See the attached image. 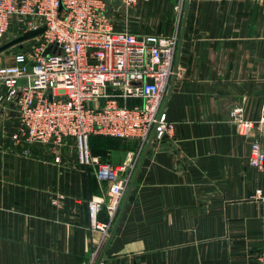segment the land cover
Listing matches in <instances>:
<instances>
[{"label":"crops","instance_id":"0c3cea01","mask_svg":"<svg viewBox=\"0 0 264 264\" xmlns=\"http://www.w3.org/2000/svg\"><path fill=\"white\" fill-rule=\"evenodd\" d=\"M113 18L115 30L138 37L177 34L163 100L173 132L142 147L90 136L94 159L132 167L95 264H256L264 251V166L248 158L254 140L264 151V127L245 138L229 118L234 106L250 121L260 115L264 0H137ZM16 35L10 30L0 46ZM21 49L0 52V65ZM17 121L14 100L3 101L0 264H89L101 236L89 228L87 204L99 203L97 218L107 223L110 183L96 178L95 164L78 165L71 140L59 163L49 146L21 155L8 139ZM57 195L64 199L53 205Z\"/></svg>","mask_w":264,"mask_h":264},{"label":"built area","instance_id":"2783aa9c","mask_svg":"<svg viewBox=\"0 0 264 264\" xmlns=\"http://www.w3.org/2000/svg\"><path fill=\"white\" fill-rule=\"evenodd\" d=\"M137 0H0V38L10 30L21 35L45 27L34 44L0 65V104L15 102L18 121L8 139L28 157L33 145L49 146L53 161L73 141L75 159L85 168L95 164L96 178L110 183L104 205L108 222L97 218L101 205L87 204L89 228L101 241L89 255L95 264L103 241L131 177L132 167L111 166L90 154L89 138L102 135L136 139L140 147L161 141L173 132L163 100L175 75L174 53L178 36L148 34L138 37L113 28V16ZM175 10L180 12V7ZM30 41V40H28ZM129 99L141 104L127 105ZM229 122L236 133L250 138L264 127V99L256 122L234 106ZM248 163L264 166V151L257 141L249 150ZM64 199L57 195L51 203ZM256 264H264V251Z\"/></svg>","mask_w":264,"mask_h":264},{"label":"water","instance_id":"95a60500","mask_svg":"<svg viewBox=\"0 0 264 264\" xmlns=\"http://www.w3.org/2000/svg\"><path fill=\"white\" fill-rule=\"evenodd\" d=\"M43 31H45V27H40V28H37L35 30H30V31H27L17 37H15L14 39H12L11 41L3 44L0 46V52L12 47V46H20V44L28 41V40H31L35 37H37L38 35H40Z\"/></svg>","mask_w":264,"mask_h":264},{"label":"rangeland","instance_id":"374dc122","mask_svg":"<svg viewBox=\"0 0 264 264\" xmlns=\"http://www.w3.org/2000/svg\"><path fill=\"white\" fill-rule=\"evenodd\" d=\"M114 19V18H113ZM113 21V20H112ZM17 34V33H16ZM16 36H19V34L18 35H16ZM38 39H36L35 41L34 40H30V41H26V42H24V43H22V44H20V46L22 47V49H27L28 47H30V46H32L33 44H34V42H36ZM73 145V144H72ZM73 148V147H72Z\"/></svg>","mask_w":264,"mask_h":264}]
</instances>
